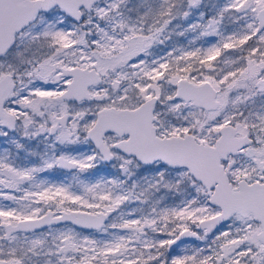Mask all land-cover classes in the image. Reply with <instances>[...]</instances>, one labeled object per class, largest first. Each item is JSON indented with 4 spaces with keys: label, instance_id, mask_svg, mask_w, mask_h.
<instances>
[{
    "label": "snow or ice",
    "instance_id": "obj_1",
    "mask_svg": "<svg viewBox=\"0 0 264 264\" xmlns=\"http://www.w3.org/2000/svg\"><path fill=\"white\" fill-rule=\"evenodd\" d=\"M0 264H264V0H0Z\"/></svg>",
    "mask_w": 264,
    "mask_h": 264
}]
</instances>
